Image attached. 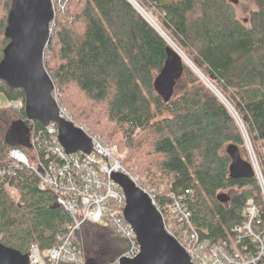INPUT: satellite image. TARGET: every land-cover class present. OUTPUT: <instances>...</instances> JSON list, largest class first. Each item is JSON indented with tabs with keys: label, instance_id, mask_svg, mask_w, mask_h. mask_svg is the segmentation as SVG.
Here are the masks:
<instances>
[{
	"label": "trees",
	"instance_id": "trees-1",
	"mask_svg": "<svg viewBox=\"0 0 264 264\" xmlns=\"http://www.w3.org/2000/svg\"><path fill=\"white\" fill-rule=\"evenodd\" d=\"M137 1L153 13L164 35L127 0H70L58 13L44 60L58 101L74 119L96 127L109 140L101 136L105 142L128 152L124 168L147 177L137 183L151 194L178 240L181 227L170 212V194L189 191L188 205L202 238L214 245L232 242V229L244 220L249 199L264 220L257 178L231 177V146L251 162L241 130L185 63L169 101L157 92L155 82L168 58L166 36L236 108L264 172V0ZM242 4L250 7L247 23L237 15ZM11 5L12 0H0V62L9 43L5 30ZM0 96L26 103L23 89L2 80ZM25 117L0 107V162L16 148L6 142L7 132ZM35 121L38 131H44ZM222 193L229 196L225 203L217 200ZM71 226L70 215L52 191L41 188L36 174L21 170L0 178V242L5 246L28 254L36 244L45 252ZM77 243L83 244L85 261L90 254L100 264H114L128 249L107 224H85Z\"/></svg>",
	"mask_w": 264,
	"mask_h": 264
},
{
	"label": "built area",
	"instance_id": "built-area-1",
	"mask_svg": "<svg viewBox=\"0 0 264 264\" xmlns=\"http://www.w3.org/2000/svg\"><path fill=\"white\" fill-rule=\"evenodd\" d=\"M127 1L164 35L151 11L145 9L137 0ZM51 2L54 10V19L51 22L53 35L57 15L68 8L70 0ZM164 37L235 119L250 153L255 177L264 199V172L242 117L209 77L175 43ZM0 107H3L1 101ZM7 107L13 108L19 114L25 113V102L22 100L10 102ZM59 108L61 116L73 122L67 110L60 105ZM28 125L31 128L29 146L16 147L9 152L8 158L0 162V178L14 176L21 170L36 174L41 180V188L52 191L57 197V204L72 219L69 233L59 236L53 247L45 252L36 244L30 247V264H85L83 244L80 246L77 243V234L81 233L87 223L111 225L128 243V249L114 264H121L122 258L135 259L139 256L141 246L133 227L125 219L126 195L112 177L114 173H125L136 183L139 178L124 168L116 147H111L100 136L90 134L93 142L91 153H67L59 141L58 126L55 122L44 126V131L40 132L35 120L28 121ZM188 194L189 191L181 195L170 194V212L181 227L178 231L180 240L173 233L174 227L166 228L183 246L193 264H264V220L254 199L246 202L243 209L244 220L232 229L234 240L214 245L204 240L195 226L187 201ZM153 202L156 205L154 199Z\"/></svg>",
	"mask_w": 264,
	"mask_h": 264
},
{
	"label": "water",
	"instance_id": "water-1",
	"mask_svg": "<svg viewBox=\"0 0 264 264\" xmlns=\"http://www.w3.org/2000/svg\"><path fill=\"white\" fill-rule=\"evenodd\" d=\"M231 1L234 4L239 2ZM53 19L51 0H12L5 30L9 43L0 62V80L5 81L10 88L24 90L27 121L37 120L43 126L55 122L59 141L67 153L89 154L93 150L92 139L82 128L61 116L53 96L55 84L44 62L46 47L53 36ZM183 71V59L169 46L165 66L155 82L157 92L165 101L173 97ZM30 135L31 128L22 119L12 124L6 134V142L13 147H27ZM229 152L232 157V178L255 176L252 163L241 158L237 147L231 146ZM112 178L126 195L125 219L133 227L141 246L139 256L135 259L122 258L121 264H193L183 246L167 231L163 214L154 204L150 193L125 173H114ZM217 200L225 203L229 196L222 193L217 196ZM0 264H30L29 254H23L0 242ZM85 264L100 262L91 257Z\"/></svg>",
	"mask_w": 264,
	"mask_h": 264
},
{
	"label": "rangeland",
	"instance_id": "rangeland-1",
	"mask_svg": "<svg viewBox=\"0 0 264 264\" xmlns=\"http://www.w3.org/2000/svg\"><path fill=\"white\" fill-rule=\"evenodd\" d=\"M249 9H250V7L249 6H246V5H244V4H242V5H240V6H238V8H237V15H238V17L241 19V20H245L246 21V23L248 22V17H249V13H248V11H249ZM44 60H45V57H44ZM188 66V65H187ZM189 67V66H188ZM190 68V67H189ZM199 68V67H198ZM191 69V68H190ZM200 69V68H199ZM192 70V69H191ZM201 70V69H200ZM203 82V81H202ZM204 83V82H203ZM205 84V83H204ZM206 85V84H205ZM53 96H54V98H55V100H56V97H57V99L59 100V98H61L60 97V94H59V92L55 89L54 90V94H53ZM58 100H56L57 101V103H58V105H60V106H62L61 105V103L58 101ZM0 101H1V103H2V106L3 107H7L8 105H9V101H7L4 97H2V96H0ZM62 107H64L66 110H67V112H68V114L72 117V119H73V123L75 124V125H77V126H79L80 128H82L85 132H86V134L87 135H96V136H102L100 133H98V132H96L97 130H96V127H93V126H91L89 123H87L86 121L84 122V121H79V120H76V119H74L73 118V116L71 115V111L69 110V108H68V106L67 105H65V106H62ZM98 130H103V128H101V127H98ZM102 138H104L103 136H102ZM106 141H108L109 142V140L108 139H106V138H104ZM108 142H106L107 144H109ZM111 147H116V149H117V153L119 154V156H121L120 158L122 159V164H123V160L126 158V156H127V154H128V152L126 151H124V152H122L117 146H112L111 144H109ZM255 149V148H254ZM248 150V149H247ZM249 152V151H248ZM255 152H256V149H255ZM256 154H257V152H256ZM249 155H250V153H249ZM122 156H123V158H122ZM257 157H258V154H257ZM258 160H259V157H258ZM133 176H135V177H138L139 178V181H142L143 183H145V182H147V177L146 176H144L143 174L142 175H140V174H134ZM141 178H143V179H141ZM141 179V180H140ZM85 256H87V259L88 258H91V257H94L93 255H88V254H85Z\"/></svg>",
	"mask_w": 264,
	"mask_h": 264
}]
</instances>
